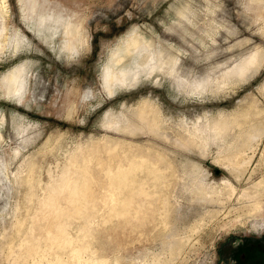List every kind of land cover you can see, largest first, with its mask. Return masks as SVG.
I'll return each instance as SVG.
<instances>
[{"label": "rangeland", "instance_id": "obj_1", "mask_svg": "<svg viewBox=\"0 0 264 264\" xmlns=\"http://www.w3.org/2000/svg\"><path fill=\"white\" fill-rule=\"evenodd\" d=\"M263 4L264 0H0V30L5 25L8 36L0 49V264H20L10 255L11 241H20L15 223L26 221L24 236L38 206L27 200L29 186L18 180L17 172L23 168L25 174L27 164L35 163V191L42 195L51 175L58 174L73 151L105 140L149 147L168 159V171L161 181L139 171L143 177L136 176L132 189L121 194L123 208L110 220H91V236L82 238L91 241L86 257L95 253L106 264H235L232 259L243 249L264 250V213L251 216L250 203L240 197L249 190L255 194L253 184L264 179V135L245 172L236 173L220 160L239 123L264 128V65L247 80L222 84L224 72L257 49L264 53ZM70 20L82 38L73 50L67 47L64 27ZM132 36L151 48L178 54L179 75L186 85L158 71L131 87L112 89L105 79L108 68ZM145 53L135 50L126 62L139 61ZM18 68L26 76L21 98L5 86V77ZM198 81L206 84L204 92L191 90ZM147 99L165 117V136L151 134L136 115L135 108ZM232 113L236 116L229 129L209 127L212 118ZM129 121L139 125L138 131L125 128ZM198 125L207 138L205 148L175 140ZM196 184L207 186L206 196L195 191ZM260 192L257 197L264 201V189ZM167 200L172 208L168 219L161 212ZM81 223L71 228L75 238ZM19 247L17 243L15 249Z\"/></svg>", "mask_w": 264, "mask_h": 264}, {"label": "bare ground", "instance_id": "obj_2", "mask_svg": "<svg viewBox=\"0 0 264 264\" xmlns=\"http://www.w3.org/2000/svg\"><path fill=\"white\" fill-rule=\"evenodd\" d=\"M28 5L32 10L36 9L34 3ZM44 19L45 17L42 18L43 21ZM64 27L68 39L67 47L73 50L76 48V40H82V38L79 37L80 30L71 20L64 23ZM5 30L6 26L4 25L0 30V49L8 41ZM17 41H20V38H17ZM139 49L146 52L144 56H142L139 61L127 63L126 57L128 55L134 57V51ZM113 63L114 64L108 68L105 78L107 82L112 84V89L117 87H131L144 76L153 75L158 71L164 72L176 79H181L185 85L187 83V80L179 75L178 54L175 55L171 51L165 53L162 49L151 48L150 43L148 44L147 42L141 41L137 36H132L127 40L123 51L119 54L116 53ZM119 63L120 66H118ZM263 65L264 53L257 49L242 59L233 69L230 68L231 70L224 72L222 84H226L234 78L247 80L249 76L259 72ZM5 86L13 97L21 98L26 88L25 71L21 68L13 70L5 77ZM205 89L206 84L203 81H198L191 85L192 91L198 90L204 92ZM262 89L264 90V85ZM256 107L258 108V106ZM261 108L262 107H259L258 109ZM258 109L256 110V112L258 111L257 113H259ZM135 111L137 117L150 129L151 134H155L158 137L165 136L162 131L164 127L167 128V126H164L165 117L155 102L147 99L141 102L139 106L135 108ZM233 116L236 115L232 113L229 116L221 115L212 118L213 120L208 123L209 127L212 129H218V127L222 130L229 129L230 123H232L229 121L231 117L234 118ZM110 124L113 123L110 122ZM239 124L241 126L240 129H237L238 131L234 132V134H229L231 136L233 135V138L228 135V137L234 141L231 142L227 153L220 155V160L230 170L236 173H243L249 168L258 143L260 140H263L264 128L257 126V123H252L250 126L247 125V127L246 124ZM125 128L130 131H135L139 128V125L129 121ZM141 128H143L142 125ZM191 128L189 127L185 129V132L180 135L178 134L179 136L176 137L175 140L179 143L185 142L187 145L193 146L192 148L194 149V146L205 148L208 142L206 143L204 141L207 140V138L202 134V132H204L202 126L198 125L195 128ZM228 137L224 139L227 140ZM166 138L170 139L168 136H166ZM250 149H252V154L249 153ZM167 169L168 159L149 147L136 145L131 142H112L110 140H105L104 142L96 141L86 148L80 147L78 150L76 149V151H73L66 164L58 171V174L55 173L56 175H51L49 178L50 181H47L48 183L45 184L43 194L38 195L35 191L38 185H36L35 178L36 165L35 163H28L26 166V173H23L24 169L22 168L17 172V178L21 183L28 184L30 192L27 194V200L37 203L38 206L37 210L34 212L33 225L27 228L28 231L24 236L21 235V232L26 227V221L17 220L15 223L16 230H18V233L20 232V241H11L10 255L15 256L16 261H19L20 264H27L29 261H31V264H106V259L97 256V254L95 255V253L93 257H86V253L91 249V243L89 244L91 241H86L82 238H86L91 234V220L98 216L103 217L104 220L106 218L109 219L119 208H123L119 207L121 194L129 187L132 189V186L137 181L136 176H138L137 174L139 171L142 172L141 170H146L149 172L150 176L152 175L154 177L152 178L154 181L155 179L161 181L164 179L168 171ZM142 175L143 174H140V176ZM162 183L164 182H161V184ZM196 185L197 186L194 187L196 189H194L195 191H202L203 193V191L205 192L207 189V186L205 187L206 189L204 187L200 188L202 184L200 186L198 184ZM253 185L254 189L256 188L257 190L255 194H251L249 190L250 192L247 191L246 195L241 193L242 195H240V197H243L246 202L250 203V215L258 217L264 213V201L257 197V194L264 189V179ZM223 188L226 190V187ZM230 189L232 193L236 190L232 184H230ZM158 191L159 189L157 192ZM219 191L221 190L219 189ZM211 194L213 195V192ZM204 196H206V192L205 195L201 197ZM171 209L170 202L168 200L164 202L161 211L164 218H170ZM79 220L83 221V223L79 225L78 238H75L71 233V228ZM17 243L20 246L18 250L15 249ZM155 264L162 263L156 262Z\"/></svg>", "mask_w": 264, "mask_h": 264}, {"label": "flooded vegetation", "instance_id": "obj_3", "mask_svg": "<svg viewBox=\"0 0 264 264\" xmlns=\"http://www.w3.org/2000/svg\"><path fill=\"white\" fill-rule=\"evenodd\" d=\"M239 255L232 259L235 264H264V250L260 249H243Z\"/></svg>", "mask_w": 264, "mask_h": 264}]
</instances>
